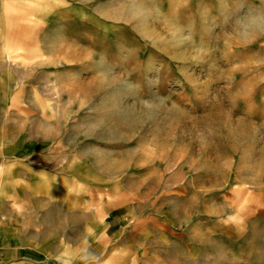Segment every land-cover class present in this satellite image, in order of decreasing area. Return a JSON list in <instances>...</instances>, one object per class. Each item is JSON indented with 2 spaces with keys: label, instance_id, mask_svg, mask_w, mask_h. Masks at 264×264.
<instances>
[{
  "label": "rangeland",
  "instance_id": "obj_1",
  "mask_svg": "<svg viewBox=\"0 0 264 264\" xmlns=\"http://www.w3.org/2000/svg\"><path fill=\"white\" fill-rule=\"evenodd\" d=\"M59 1L0 0V110L9 113L0 114V194L18 185L5 200L26 198L30 183L14 180L22 176L38 182L40 209L69 213L70 233L56 234L68 242L56 240L51 264H264V34L246 43L233 35L239 17L261 0H156L161 19L182 13L176 22L193 43L184 59L137 40L125 23L94 33L77 23L93 2L110 0L79 6L81 18L57 17ZM83 50L91 61L61 54ZM94 56L127 86L67 103L77 85L92 88ZM144 99L165 106L144 119L125 113L131 125L105 115L109 103ZM35 119L61 129L38 134ZM80 121L90 126L88 137H76ZM23 128L32 134L18 142ZM102 131L110 137H99ZM86 147L112 159L139 150L131 168L99 179L82 175L98 172L89 158L70 163Z\"/></svg>",
  "mask_w": 264,
  "mask_h": 264
},
{
  "label": "bare ground",
  "instance_id": "obj_2",
  "mask_svg": "<svg viewBox=\"0 0 264 264\" xmlns=\"http://www.w3.org/2000/svg\"><path fill=\"white\" fill-rule=\"evenodd\" d=\"M77 2H72L71 0H60L57 4L59 7L55 10V15L57 17H61L60 15L65 14L68 16H73V18H81L77 15L79 6L86 4L88 2H93L94 0H76ZM96 1V0H95ZM155 2L156 0H110L107 2V5H102L96 2H93L92 6L89 5V11H85L83 14L82 19H76L77 23H86L87 25H84V28L87 30L89 29L91 33H94L98 31V28L100 26H104L106 29H111L114 27H120L119 25L115 23H125L129 26H131L130 29L133 31V36L135 33L137 34L138 38L134 36L137 40H147L151 42L155 47L165 51L166 53H169V56L174 59H184L186 58V49L190 48L192 46V41L189 40L187 36H185L182 33L181 28L178 25L177 16L181 15L178 10L175 11L176 15H172L170 17V21H166L163 18L161 19L159 16H157L155 12ZM69 5V6H68ZM176 16V17H174ZM72 18V19H73ZM104 18V19H102ZM109 21L111 24H109ZM93 26V28H90V26ZM235 32L234 37L235 39L242 41V43H246L248 40H252L253 38H256L259 35L264 34V0H261V2L255 6H253L251 9H249L244 15L240 16L237 23L235 24ZM99 26V27H98ZM125 26V25H124ZM126 27V26H125ZM11 30L13 32L19 30V26L17 24L10 26ZM165 32L164 34H162ZM189 41H188V40ZM155 40H157L155 42ZM246 40V41H245ZM228 45L227 42H223V45ZM144 44L141 43L139 50L140 52L137 54V58H141L142 51L145 50ZM59 51H62L64 49H61L59 47L56 48ZM55 52V48L53 49ZM91 53L90 51H88ZM86 50L79 51L78 53H72V54H65L71 58H75L76 56H83L91 61V57ZM63 59V56H61ZM132 58L131 61L134 65L140 64L138 59ZM59 60V58H58ZM93 69H94V76H93V82L90 84L92 86L91 89H87L86 87H81L80 85H77L73 89L70 90L69 96L66 98L67 103L71 100H76L78 97H90L92 96L93 92L96 90L101 89H107L110 91V89H117V91H122L124 87L127 86V81L124 78V76L118 75V72L111 71L110 69H107L103 67L100 58L93 57ZM131 75V74H129ZM98 92V91H97ZM114 94L112 93L109 98H113ZM116 101L123 99L122 95H115L114 96ZM66 102V101H65ZM108 105H111V109L108 110V112L105 115H119V119L117 120V124L119 121H126L127 116L129 115H135L133 111H135L139 116L140 119H144V114H151V112L156 109L160 108L162 109L165 106V103L158 100V99H144L143 102L139 103V106H130V104H127L129 107L124 106H117L116 103H109ZM123 107L124 109H122ZM132 110L129 111L128 109ZM133 108V109H132ZM126 113V114H125ZM0 114H9L4 109L0 110ZM124 114V115H123ZM175 120V119H174ZM172 120V122L174 121ZM97 121H102V119H96L93 120L90 125L96 126L99 125ZM171 122V123H172ZM82 121L79 122V125L76 126L78 129V132H76L77 136H86L91 134L90 126L88 123H82ZM127 125H131V118L127 120ZM34 125L40 126V130L37 132L41 135H50L52 137L56 136L51 131L55 130L56 128L61 129L60 125L55 122H43L42 120L35 119ZM116 125V124H115ZM217 124H214L212 127L213 129L216 128ZM50 132V133H49ZM242 132V131H241ZM18 133L20 135L18 142L23 141V136L31 135L32 132L30 130H25V128L18 130ZM108 135L107 137H110V134L106 133L105 131H102L99 137H103L102 135ZM112 135V134H111ZM119 135V134H118ZM124 137H126V134H124ZM71 142H73L71 140ZM138 150L139 148H133L128 153L127 157L124 158H115L112 159L111 156H109L106 153H103L102 151H98L97 149L94 150L90 147H86L81 149L80 152L74 154V156L71 158L70 163L78 161L82 162L83 158H89V161H93V163L89 164L88 166H94L97 168L98 172L93 173H83L82 175L86 177H98L99 179H102L100 177V174L103 175L106 174L107 176H110L108 173H118L124 168H131L135 160L132 159L133 155L138 156ZM130 156V161L127 162L128 157ZM72 167L73 170H79L76 169V166L68 165L66 164L64 168H70ZM81 169L83 168L80 165ZM260 168H264L260 164ZM82 172V171H81ZM77 176L75 173H73L70 178H74ZM80 177V176H79ZM81 178V177H80ZM109 179V177H106ZM62 180H66L65 176H63ZM65 221V219H51V222L54 223H60ZM52 223H49V226L52 225ZM48 231L51 233L53 232L52 229H48ZM47 235V234H46ZM128 263H135L136 259L131 255L127 256L125 258ZM66 261V264L69 263L70 260H64ZM61 264H63L61 262Z\"/></svg>",
  "mask_w": 264,
  "mask_h": 264
},
{
  "label": "crops",
  "instance_id": "obj_3",
  "mask_svg": "<svg viewBox=\"0 0 264 264\" xmlns=\"http://www.w3.org/2000/svg\"><path fill=\"white\" fill-rule=\"evenodd\" d=\"M14 180L18 183H30L27 184L30 191L25 193L27 197L20 199V202L16 199L14 205H11L12 199L10 202L5 200L6 192L9 197L10 194L19 192L20 186L12 185L11 189L0 194V264H51L50 259L55 255L56 240L57 246H63L68 242L67 235L56 234L70 233L69 229L66 230L69 226V213L55 215L50 207H46L50 209L46 211L40 209L39 207L44 204L34 202L38 199L44 200L42 197H37V187H33V184L38 182L34 183L31 179H24L22 176H16ZM27 211H36L37 214L26 216L23 213ZM51 219H68V221L67 224L65 221L53 224ZM49 223L52 225L47 227ZM61 223L62 225H58ZM56 225H58L57 229ZM48 229H52L53 232L50 233ZM61 238L63 244L60 243Z\"/></svg>",
  "mask_w": 264,
  "mask_h": 264
}]
</instances>
